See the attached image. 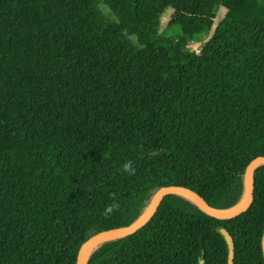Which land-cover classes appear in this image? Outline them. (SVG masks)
Here are the masks:
<instances>
[{
    "label": "trees",
    "instance_id": "16d2710c",
    "mask_svg": "<svg viewBox=\"0 0 264 264\" xmlns=\"http://www.w3.org/2000/svg\"><path fill=\"white\" fill-rule=\"evenodd\" d=\"M260 155L264 0H0V264H77L90 235L170 184L233 208ZM255 183L229 221L170 193L87 264H228L220 226L234 264H264V164Z\"/></svg>",
    "mask_w": 264,
    "mask_h": 264
},
{
    "label": "water",
    "instance_id": "95a60500",
    "mask_svg": "<svg viewBox=\"0 0 264 264\" xmlns=\"http://www.w3.org/2000/svg\"><path fill=\"white\" fill-rule=\"evenodd\" d=\"M263 164H264V155H260L254 158L248 165L247 178H246V190H245V194L247 193V200L241 207L234 209V210H233L234 207L229 208V209H220L216 207L198 189L192 186L186 185V184H170V185L161 187L155 194L150 206L147 208L145 213L139 219L127 225L112 226V227L106 228L102 231H99L97 233L90 235L81 244L78 250L77 264H87V261L90 255L99 248L98 247L92 253L88 255V250L94 242H97V241L106 242L111 239L123 237L125 235L134 233L136 231H139L145 228L154 219L163 200L170 193H177L183 197H186L184 195L189 196L190 198L189 197H186V198L194 201L208 214L222 221L233 220L243 215L252 207L255 201V198H256L255 173H256L257 167ZM218 230L225 237L227 245H228V251H229L228 264H234V260H235L234 238L226 226H220ZM261 242H262V252L264 255V232L262 235ZM199 264H206V262L204 259H202L199 262Z\"/></svg>",
    "mask_w": 264,
    "mask_h": 264
},
{
    "label": "rangeland",
    "instance_id": "374dc122",
    "mask_svg": "<svg viewBox=\"0 0 264 264\" xmlns=\"http://www.w3.org/2000/svg\"><path fill=\"white\" fill-rule=\"evenodd\" d=\"M102 8L103 10L109 14V10L108 8L105 6V5H102ZM174 11L173 9L169 8L165 14L163 15V18H162V31H164L168 24H169V21L171 19V16L173 15ZM226 14V9L225 7L223 6H219L216 10V15L214 18H212V30L209 32V34L207 35L208 37L212 35L213 33V30L215 29V27L217 26V24L219 23V21L225 16ZM203 44V41H191L188 45V47L190 48V50H195V49H201V46Z\"/></svg>",
    "mask_w": 264,
    "mask_h": 264
},
{
    "label": "bare ground",
    "instance_id": "6f19581e",
    "mask_svg": "<svg viewBox=\"0 0 264 264\" xmlns=\"http://www.w3.org/2000/svg\"><path fill=\"white\" fill-rule=\"evenodd\" d=\"M183 195H184V194H183ZM184 196L189 197V196H187V195H184ZM189 198H190V197H189ZM246 200H247V193L244 195V197L242 198L241 202L233 208V210H234V209H237V208H239V207H241V206L246 202ZM103 242H104V241H97V242H94V243L90 246V248H89V250H88V255H89L90 253H92L95 249H97V248L101 245V243H103Z\"/></svg>",
    "mask_w": 264,
    "mask_h": 264
},
{
    "label": "clouds",
    "instance_id": "9594fccd",
    "mask_svg": "<svg viewBox=\"0 0 264 264\" xmlns=\"http://www.w3.org/2000/svg\"><path fill=\"white\" fill-rule=\"evenodd\" d=\"M123 168L125 169V171L131 170V163H130V162L125 163V164L123 165ZM115 206H116V205L113 204L112 206L106 208V209H105V212H106V213H110V212L112 211V208L115 207Z\"/></svg>",
    "mask_w": 264,
    "mask_h": 264
},
{
    "label": "built area",
    "instance_id": "2783aa9c",
    "mask_svg": "<svg viewBox=\"0 0 264 264\" xmlns=\"http://www.w3.org/2000/svg\"><path fill=\"white\" fill-rule=\"evenodd\" d=\"M192 51H195L196 53H199L200 52L199 49H195V50H192Z\"/></svg>",
    "mask_w": 264,
    "mask_h": 264
}]
</instances>
